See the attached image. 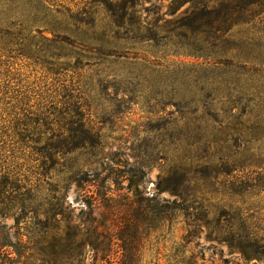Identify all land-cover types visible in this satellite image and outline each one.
I'll list each match as a JSON object with an SVG mask.
<instances>
[{
    "label": "rangeland",
    "instance_id": "1",
    "mask_svg": "<svg viewBox=\"0 0 264 264\" xmlns=\"http://www.w3.org/2000/svg\"><path fill=\"white\" fill-rule=\"evenodd\" d=\"M101 2L0 0V88L26 99L30 119H42L52 103L56 116L82 122L94 139L80 151L58 156L41 177L34 174V159L28 162L34 158L31 149L0 139V173L40 187L41 201L61 199L57 187L69 190L64 206L75 215L82 210L83 194L69 180L76 172L89 181L82 184L84 191L95 192L89 187L94 176L109 177L106 196L115 201L129 195V178L140 185L138 197L151 199L157 185H167L175 174L186 180L191 208L176 212L173 221L164 212L169 218L145 239L141 264H242L223 241L228 223L217 220L239 199L229 184L250 172L252 135L264 140V21L221 37L192 33L175 19L159 21L143 3L137 9V34L115 27ZM107 51L120 59L103 56ZM13 104L0 103L5 135ZM31 127L36 132L38 126ZM168 185L157 198L164 210L174 199ZM241 197L239 207L264 229V195ZM19 214L6 211L1 225L11 227ZM193 221L200 233L186 244L182 238ZM89 258L86 253L85 264Z\"/></svg>",
    "mask_w": 264,
    "mask_h": 264
},
{
    "label": "trees",
    "instance_id": "2",
    "mask_svg": "<svg viewBox=\"0 0 264 264\" xmlns=\"http://www.w3.org/2000/svg\"><path fill=\"white\" fill-rule=\"evenodd\" d=\"M143 3L150 5L152 10L147 12L159 21L165 18L175 19L192 33L197 30L221 37L235 27L250 26L255 29L258 27L257 23L264 21V0L101 2L115 27L118 29L128 27L132 30L130 32L137 34L141 29L140 24L136 22L137 9ZM162 9L165 12L160 15L158 11ZM103 56L120 59L111 51H107ZM62 99L64 95H61ZM6 100L15 103L9 110L12 124L8 130L12 131V135L10 131L5 135L0 129V139H9V143L19 149H31L34 158L28 157V162L34 159L36 166L33 170L38 177L44 176L52 168L58 156L75 153L94 143L88 126L82 122L77 124L73 117L64 118L60 113L56 116L52 103L45 107L43 118L37 121L27 115L25 98L8 93L7 88H0V103L3 107L10 103H5ZM32 125L38 126L36 132ZM40 127L46 130L41 132ZM28 128L34 134L30 135ZM263 141L262 137L252 135L250 141L252 147L247 159L250 172L245 180L236 178L234 183L229 184L231 194L239 199L228 207L227 212H223L224 215L220 214L217 220L218 224L221 220L228 223L227 235H224L223 241L228 244L231 252L240 255L242 264L250 261L264 264V229L254 223V217L248 214L249 210L239 207L243 205L241 195H245L244 199L264 195ZM32 147L38 150L35 151ZM37 157L40 159H36ZM47 162L51 163L50 167H47ZM77 173L70 175L69 180L76 184L78 190L83 191L79 201L82 210L78 215L74 214L75 209H71L70 205L64 206L69 190L62 191L57 187L55 195H60L61 199L41 201L38 197L41 194L40 187H26L25 183L21 185L17 182L18 179L10 181L7 176L0 173V264H85L86 253L90 255L88 264H141V250L145 239L163 220L169 218L164 216V212L170 213V219L173 221L176 212H188L191 208L186 180L175 174L165 182L167 185L169 183L175 185H168L173 186L171 196L174 199L170 210L168 207L164 210L157 198L167 191L165 184H158L155 197L148 199L144 198V195L138 197L140 185L133 177L129 178L125 187L129 195L122 201H115L112 197L106 196L109 189L105 184L111 180L109 177L94 176L95 180L91 181L94 184L89 187H93L95 192H91L89 189L83 190L82 184L89 181L78 178ZM50 192L53 194V191ZM17 199H20L19 203H15ZM150 203H154V206ZM14 209H18L20 214L13 216L14 224L6 228L1 225L2 220L6 217V211ZM190 224L192 226L187 224L186 234L182 238L186 244L198 238L200 233L197 221ZM223 229L224 226H221L219 233L223 234ZM111 257H115L114 261Z\"/></svg>",
    "mask_w": 264,
    "mask_h": 264
}]
</instances>
